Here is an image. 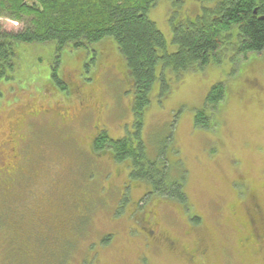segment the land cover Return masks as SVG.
Returning a JSON list of instances; mask_svg holds the SVG:
<instances>
[{
    "label": "rangeland",
    "instance_id": "374dc122",
    "mask_svg": "<svg viewBox=\"0 0 264 264\" xmlns=\"http://www.w3.org/2000/svg\"><path fill=\"white\" fill-rule=\"evenodd\" d=\"M200 13L198 0H158L149 16L176 51L174 26ZM0 27L23 23L0 17ZM93 49L22 45L15 79L0 83V176L16 151L20 163L40 162V201L77 197L72 184L81 196L65 227L17 232L8 215L24 200L0 188V264H264V49L242 55L228 46L179 77L165 69L169 91L157 79L138 115L117 44L107 38ZM218 83L225 98L206 110L210 127H196L194 115ZM139 121L143 168L163 172L167 187L182 184L185 203L131 179L129 161L92 157L99 129L136 141Z\"/></svg>",
    "mask_w": 264,
    "mask_h": 264
},
{
    "label": "trees",
    "instance_id": "16d2710c",
    "mask_svg": "<svg viewBox=\"0 0 264 264\" xmlns=\"http://www.w3.org/2000/svg\"><path fill=\"white\" fill-rule=\"evenodd\" d=\"M157 1L0 0V17L23 23V27L16 31L0 27V83L15 79L19 48L22 45L51 44L58 52H94L95 44L111 38L125 60L135 101L134 110L138 115L150 104L157 79L163 82L160 92L169 91L164 81L165 69H171L179 77L181 73L203 69L212 57L228 46H237L242 55L264 49V0H198L202 13L193 20L174 26L173 44L177 45L176 51H169L164 33L149 16L150 9ZM210 1L213 2L211 5L206 4ZM53 77L62 89H66L55 73ZM224 98V85H214L206 97L205 108L197 110L194 115L195 126L209 128L211 124L206 110L209 107L216 108ZM136 125V141L129 136L113 139L106 130L99 129L92 140L95 162L99 155L105 153L119 163L129 161L131 179L150 184V189L158 196L185 203L182 184L173 182L172 187H167L162 184L163 172L143 168L147 159L138 131L142 121ZM70 187L77 197L70 195V190L65 188V194L70 193L65 202L60 200L57 203L52 197L43 200L47 201L49 208L60 206L65 213V217L59 221L62 227L66 226L72 209L81 200L76 185ZM43 202H38L39 206H45ZM24 220L21 229H37L30 216H25ZM193 220L198 222V219ZM56 224L50 226L59 228ZM104 241H108V238Z\"/></svg>",
    "mask_w": 264,
    "mask_h": 264
},
{
    "label": "flooded vegetation",
    "instance_id": "af4514ba",
    "mask_svg": "<svg viewBox=\"0 0 264 264\" xmlns=\"http://www.w3.org/2000/svg\"><path fill=\"white\" fill-rule=\"evenodd\" d=\"M18 157H20V153L13 151V160L11 162L8 160V163H6L4 168L6 170L8 169L9 171L4 172V178L0 176V188L5 189L4 195H10V198H14L16 196L17 198L15 200L17 203L20 201V199L24 200L21 205L13 206L14 210L16 207L18 208V210H15L17 212L18 220H14V210L11 207V211L8 215L10 217L9 224L14 226L17 229V232H19V229H21L20 225L22 228L24 227V225H22V219L25 216H30L36 225L44 226L48 224L59 223L60 219L65 217V213L62 212L60 206L49 208V206L46 205L47 201H42L45 206L41 207L38 203L40 202V199H38L39 195L44 194L43 192L46 191L44 190L42 192V188L40 186L42 181L39 177L40 167L38 165L40 162L29 166V161L25 159L20 163L21 160L18 159ZM35 166H38V171L36 170ZM29 169L31 170V173H29ZM51 189L52 188L49 190ZM14 193H17V195H14ZM26 197H31V199H27ZM144 222L150 224V218ZM152 231L154 230L152 229ZM155 232L156 231H154V233Z\"/></svg>",
    "mask_w": 264,
    "mask_h": 264
}]
</instances>
